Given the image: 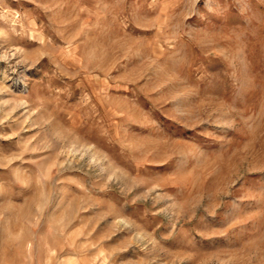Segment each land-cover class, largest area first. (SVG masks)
Returning <instances> with one entry per match:
<instances>
[{
	"label": "rangeland",
	"instance_id": "obj_1",
	"mask_svg": "<svg viewBox=\"0 0 264 264\" xmlns=\"http://www.w3.org/2000/svg\"><path fill=\"white\" fill-rule=\"evenodd\" d=\"M0 264H264V0H0Z\"/></svg>",
	"mask_w": 264,
	"mask_h": 264
}]
</instances>
